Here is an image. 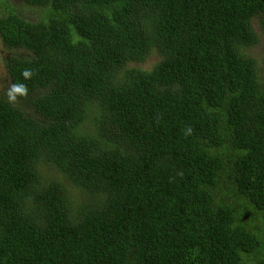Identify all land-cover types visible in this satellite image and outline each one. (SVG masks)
Wrapping results in <instances>:
<instances>
[{
    "label": "trees",
    "instance_id": "16d2710c",
    "mask_svg": "<svg viewBox=\"0 0 264 264\" xmlns=\"http://www.w3.org/2000/svg\"><path fill=\"white\" fill-rule=\"evenodd\" d=\"M17 1L48 14L0 16L26 90L0 98V264H264V0Z\"/></svg>",
    "mask_w": 264,
    "mask_h": 264
},
{
    "label": "rangeland",
    "instance_id": "374dc122",
    "mask_svg": "<svg viewBox=\"0 0 264 264\" xmlns=\"http://www.w3.org/2000/svg\"><path fill=\"white\" fill-rule=\"evenodd\" d=\"M9 9H12L13 12L18 15L19 17L25 19L29 22H38L41 20H44L47 17V10L45 8L41 7H30L25 5L24 3L17 1V0H0V16L4 14L5 11H8ZM253 29L257 35L258 42L256 45L252 46L248 50L245 51V53L254 58L256 61V70L259 76L262 75L263 68H264V34L260 31L258 28L257 20L252 21ZM3 47L0 46V97L6 98L7 100H10L12 103L18 104V100L15 97V99H11L9 93H12L11 84H10V78L8 71L6 69L5 64V57L7 56V52H2ZM5 51H11L17 54V56L25 55V53L22 50H9L5 48ZM160 60L159 56H157L155 53L151 54L146 61L143 63H131L129 67L132 68H138L141 70H151L153 65L157 63ZM8 87V91H5V88ZM42 175L45 179H53L55 181L60 182L65 189L67 190L72 206L77 208L80 204L85 202L86 197L88 196L83 193H81L80 190L72 186L59 172H57L53 168H48V166H44L42 170Z\"/></svg>",
    "mask_w": 264,
    "mask_h": 264
},
{
    "label": "clouds",
    "instance_id": "9594fccd",
    "mask_svg": "<svg viewBox=\"0 0 264 264\" xmlns=\"http://www.w3.org/2000/svg\"><path fill=\"white\" fill-rule=\"evenodd\" d=\"M22 75H24L25 77H28V76H30V73L26 70L25 72L22 73ZM12 91L15 92V93H19V94H22L23 95L26 90L21 85V86H13ZM9 95H10V98L11 99H15V97L11 93H9Z\"/></svg>",
    "mask_w": 264,
    "mask_h": 264
},
{
    "label": "flooded vegetation",
    "instance_id": "af4514ba",
    "mask_svg": "<svg viewBox=\"0 0 264 264\" xmlns=\"http://www.w3.org/2000/svg\"><path fill=\"white\" fill-rule=\"evenodd\" d=\"M0 46L1 47H3V50H2V52H7L8 54H7V56L5 57V62L8 60V58L9 57H11V56H16V57H21V56H17V54H15L14 52H11V51H5V46L0 42ZM10 84H11V80H10ZM4 87V86H3ZM5 88V87H4ZM11 89H12V85H11ZM5 91L7 92L8 91V87L7 88H5ZM0 94H1V92H0ZM1 98V97H0Z\"/></svg>",
    "mask_w": 264,
    "mask_h": 264
}]
</instances>
